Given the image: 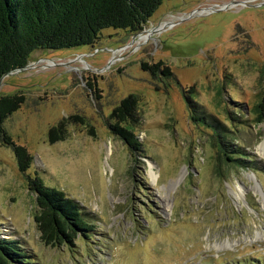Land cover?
<instances>
[{"label": "rangeland", "instance_id": "obj_1", "mask_svg": "<svg viewBox=\"0 0 264 264\" xmlns=\"http://www.w3.org/2000/svg\"><path fill=\"white\" fill-rule=\"evenodd\" d=\"M19 70L0 95L25 101L3 127L33 164L21 173L0 133V238L30 264H264V0L167 1L139 32L105 29ZM130 96L134 148L110 128ZM203 114L250 168L227 162ZM36 175L81 205L88 238L44 243Z\"/></svg>", "mask_w": 264, "mask_h": 264}, {"label": "trees", "instance_id": "obj_2", "mask_svg": "<svg viewBox=\"0 0 264 264\" xmlns=\"http://www.w3.org/2000/svg\"><path fill=\"white\" fill-rule=\"evenodd\" d=\"M167 1L173 0H0V81L5 75L26 68L36 51L94 48L105 29L139 32ZM145 68L155 74L160 71V64H145ZM162 74L169 77L170 68ZM24 101L23 95H0V133L4 134L6 144L13 147L23 174L31 168L33 157L27 148L11 141L3 125ZM261 107L264 109V104ZM136 114L137 97L130 96L123 107L115 110L112 117L116 123L110 126L113 133L132 148L139 144L132 130L138 122ZM203 115H198L194 121L206 124L217 133L227 162L250 168L254 161L242 158L246 151L228 141L222 125ZM56 134L51 131L52 140ZM27 181L37 198L40 213L35 219L44 243L72 246L77 239L88 238L94 231V225L88 222L81 205L74 199L47 187L37 175L27 176ZM30 263L20 243L0 238V264Z\"/></svg>", "mask_w": 264, "mask_h": 264}, {"label": "bare ground", "instance_id": "obj_3", "mask_svg": "<svg viewBox=\"0 0 264 264\" xmlns=\"http://www.w3.org/2000/svg\"><path fill=\"white\" fill-rule=\"evenodd\" d=\"M147 37H144V38H142V39H146ZM260 151H261V153H263L264 154V143L262 144V146H261V148H260Z\"/></svg>", "mask_w": 264, "mask_h": 264}, {"label": "water", "instance_id": "obj_4", "mask_svg": "<svg viewBox=\"0 0 264 264\" xmlns=\"http://www.w3.org/2000/svg\"><path fill=\"white\" fill-rule=\"evenodd\" d=\"M230 6H231V5H228V6H226V7L228 8V7H230ZM226 7H225V8H226ZM26 68H27V67H26ZM26 68H24V69H26ZM24 69H20L19 71H22V70H24ZM7 75H8V74H7ZM7 75H5L4 77H6ZM4 77H3V78H4ZM3 78H2V80H3ZM2 80L0 81V87H1Z\"/></svg>", "mask_w": 264, "mask_h": 264}]
</instances>
